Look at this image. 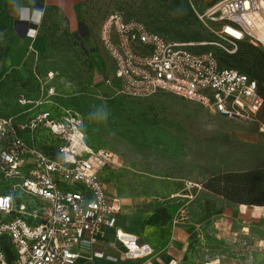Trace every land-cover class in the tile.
I'll list each match as a JSON object with an SVG mask.
<instances>
[{"label": "rangeland", "instance_id": "1", "mask_svg": "<svg viewBox=\"0 0 264 264\" xmlns=\"http://www.w3.org/2000/svg\"><path fill=\"white\" fill-rule=\"evenodd\" d=\"M215 6L207 0L184 1L182 7L192 16L177 19L158 0H88L83 32L97 37L95 43L83 49L64 22H50L41 30L44 53L37 61L29 59L24 70L8 74L4 63L19 36L12 23L0 21V114L15 117L26 128L23 137L47 150L64 142L46 127L31 129L34 116L51 110L61 117L65 109L67 118L82 120L88 148L109 155L100 172L109 194L123 204L120 226L140 242L162 248L171 227L184 219L187 227L201 229V242L231 245L228 255L217 252L227 264H264V207L238 204L205 188L216 175L264 169V114L228 118L168 93L124 98L107 85L114 66L103 51L99 29L113 12L138 19L193 52L234 54L239 44L211 45L220 43L215 35L219 24H203L194 11L203 14ZM159 207L172 219L165 226L147 225ZM207 210L220 213L215 220L222 223L220 235L214 234L213 222L208 225Z\"/></svg>", "mask_w": 264, "mask_h": 264}, {"label": "built area", "instance_id": "2", "mask_svg": "<svg viewBox=\"0 0 264 264\" xmlns=\"http://www.w3.org/2000/svg\"><path fill=\"white\" fill-rule=\"evenodd\" d=\"M195 13L203 24H219L215 35L220 43L211 45L248 41L264 48V0H223L203 14L195 8ZM100 42L114 66L107 85L120 96L164 92L228 118H256L263 109L258 81L249 74L223 67L214 51L193 52L169 41L122 12L103 22ZM54 94L50 88L48 96ZM30 123L31 129L46 127L64 142L62 158L46 155L23 137L26 128L15 117L0 114V171L10 184L0 195V264H80L86 251L103 259V250L94 251L101 242L113 248L120 244L128 260L151 256L150 245L119 227L123 204L107 192L100 172L109 155L88 148L82 120L67 118L64 109L61 117L40 112ZM108 233L113 240L105 241Z\"/></svg>", "mask_w": 264, "mask_h": 264}, {"label": "crops", "instance_id": "3", "mask_svg": "<svg viewBox=\"0 0 264 264\" xmlns=\"http://www.w3.org/2000/svg\"><path fill=\"white\" fill-rule=\"evenodd\" d=\"M158 1L168 14L177 19H189L192 16V11L182 7L184 1L186 2L187 0ZM207 1L213 6L221 2L220 0ZM87 2L88 0H0V21L3 20L4 25L12 23L19 36L15 40L10 55L4 63L3 73L8 74L13 70H24L25 64L29 59L37 61L39 55L44 53L46 47V41L41 30L43 26L50 25V22H64L70 33H77L78 42L83 49H87V44L95 43L97 37L95 38L89 32H83L85 5ZM27 28L29 29L28 31H26ZM93 57L98 58L99 56L93 55ZM100 64L99 68H104L103 64ZM34 66L36 67V64ZM34 66H32V70H34ZM206 214L205 218L208 225L213 222L212 228L216 229L214 234L220 235L221 232L220 230L217 231V229L222 223L215 221L216 216L220 213L207 210ZM119 227L125 231L120 226V223ZM209 227L207 228L209 229ZM246 229L247 227H245ZM200 230V228L195 226L187 227L185 220L182 219L181 222L177 221L175 226L171 227L168 242L162 248H156L147 242H140L153 248L154 252L151 256L128 260L123 257L124 248L120 244L113 248L107 242H101L95 245L94 251L96 249L103 250L105 258L99 259L94 256L93 252L86 251L81 256L80 264H227L228 261L222 259L221 253L217 252L223 250V256L228 255L226 252H229L231 245L201 242L198 239ZM113 239L114 234L108 233L105 241ZM220 246L224 248L221 249L219 248ZM3 247L7 256H10L11 249L8 241H3Z\"/></svg>", "mask_w": 264, "mask_h": 264}, {"label": "trees", "instance_id": "4", "mask_svg": "<svg viewBox=\"0 0 264 264\" xmlns=\"http://www.w3.org/2000/svg\"><path fill=\"white\" fill-rule=\"evenodd\" d=\"M239 45L240 49L234 54L220 55L216 52L220 59V63L223 67L237 69L256 79L259 84L260 93L264 98V48L258 47L248 41L241 42ZM108 86L114 90V86ZM262 114H264V106L258 116ZM52 136L56 139V141L60 140L56 136ZM33 143L52 159L60 160L62 158L59 151V148L62 145L55 146L53 150H47L44 146L35 142ZM0 181L4 187V191L0 193L1 195L7 193L10 187L9 182L4 179L1 171ZM205 188L238 204L264 207L263 168L216 175L205 184ZM171 219V214H169L165 208L159 207L147 220L146 224L153 226H165Z\"/></svg>", "mask_w": 264, "mask_h": 264}, {"label": "water", "instance_id": "5", "mask_svg": "<svg viewBox=\"0 0 264 264\" xmlns=\"http://www.w3.org/2000/svg\"><path fill=\"white\" fill-rule=\"evenodd\" d=\"M29 29L27 28L26 31H28Z\"/></svg>", "mask_w": 264, "mask_h": 264}]
</instances>
